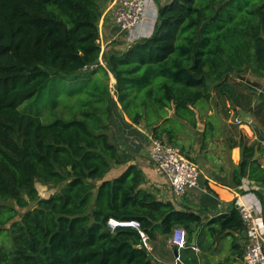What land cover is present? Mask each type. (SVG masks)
I'll return each instance as SVG.
<instances>
[{"label":"trees","instance_id":"16d2710c","mask_svg":"<svg viewBox=\"0 0 264 264\" xmlns=\"http://www.w3.org/2000/svg\"><path fill=\"white\" fill-rule=\"evenodd\" d=\"M102 15L101 0H0V264H156L137 230H112L110 219L138 221L150 241L182 227L187 249L198 228L234 247L246 232L234 206L204 222L143 188L137 165L114 174L111 129L122 112L176 146L215 92L264 135V90L252 105L258 89L242 88L247 74L264 78V0H170L150 37L106 52L104 65ZM204 124L202 150L217 131ZM233 130L222 148L240 149V163L226 165L235 185L264 187L261 142Z\"/></svg>","mask_w":264,"mask_h":264},{"label":"crops","instance_id":"0c3cea01","mask_svg":"<svg viewBox=\"0 0 264 264\" xmlns=\"http://www.w3.org/2000/svg\"><path fill=\"white\" fill-rule=\"evenodd\" d=\"M112 4L113 0H101L103 15L99 24L100 38L104 47H110V50H121L125 46V41L120 36L119 29L114 22ZM258 80L264 85V78H259ZM254 103L255 100H253L252 105H255ZM227 106L230 108V104ZM204 107H207L210 111L214 110L209 104H200L197 109L198 117L205 110ZM225 110H228V108L226 107ZM207 113H205L202 121L199 119V124L201 123L203 127L201 132L204 130V121L207 117H210V121L216 124L217 131L214 138L208 140V147L205 150H202V147L200 148L205 154L200 158L201 177L198 187L189 190L184 195H174L169 184L164 177L158 174L152 163L151 147L153 139L151 133L142 126L132 125L122 112H120L121 118L115 119L116 124L111 129V136L120 150V163L114 166L113 173L119 174L127 166L131 164L137 165L145 176L143 188L152 192L159 200L171 202L178 211L190 210L199 213L204 222H208L215 217L220 218L219 215L224 213L228 215L234 206V201L238 200V198L242 199L241 195L245 191H260L263 195V201L259 199L264 205V187L252 186L248 179H244L242 186L237 187L233 181V173L224 165L222 152L225 150L222 148L220 153L215 151L218 145L223 146V141L234 134L233 129L236 127L241 129L251 142L258 140L257 136L250 130L249 125L238 126L235 123V118L238 114L234 110H230L231 116L229 115V119L230 117L231 119L229 121L225 119L224 122L218 121L213 115L207 116ZM252 118L257 123L254 116ZM201 142L200 138V144ZM261 147L263 150L257 158L260 159V163L264 167V142H261ZM230 159L235 165L240 163L241 152L239 148L232 150ZM219 167H222L223 170L220 171ZM52 193L53 191L40 187L41 197L50 196ZM241 234L238 233L235 236L239 237ZM171 237L172 235L168 237L159 235L155 241H151V253L156 264H223V262L225 264H244V261L242 263L236 253L238 249H241L240 242L237 241V247H234L232 238H224L223 236L220 238L217 236L210 237L206 231L200 228L196 238V246L178 251L171 244ZM224 239H230L231 244L223 246ZM207 244L208 247L206 246Z\"/></svg>","mask_w":264,"mask_h":264},{"label":"built area","instance_id":"2783aa9c","mask_svg":"<svg viewBox=\"0 0 264 264\" xmlns=\"http://www.w3.org/2000/svg\"><path fill=\"white\" fill-rule=\"evenodd\" d=\"M168 1L170 0H159V2L157 0H113L114 22L126 47L152 35L158 19L159 6ZM100 64L104 65L103 61H100ZM235 123L238 126L248 125L238 115ZM151 160L158 174L164 177L171 187L174 195L181 196L198 187L201 177L200 167L178 146L152 140ZM241 197L242 199L238 198L234 201V207L246 225L244 264H264V205L253 191H245ZM108 225L112 230L118 227L137 230L142 238L143 246L149 252L152 251L150 238L138 221L110 219ZM171 244L178 251L187 249L186 230L182 227L176 228L172 233Z\"/></svg>","mask_w":264,"mask_h":264},{"label":"rangeland","instance_id":"374dc122","mask_svg":"<svg viewBox=\"0 0 264 264\" xmlns=\"http://www.w3.org/2000/svg\"><path fill=\"white\" fill-rule=\"evenodd\" d=\"M100 45L102 47V54L100 57L99 61H103L104 63V58H105V54L106 52L110 51V47H104L102 45L101 42V38H100ZM260 77H254L250 74L246 75V81L244 84H242V88L246 89V85H251L254 86V88H256V90L258 88H261L262 90H264V85L259 82L260 80H258ZM112 79V78H111ZM262 79V78H261ZM112 83H115V78L112 79ZM255 84H258V86H256ZM212 88V87H211ZM260 89L257 90L256 93H251L249 95H251L252 99L255 100V105L258 104L260 102V93H259ZM246 93V92H245ZM249 93V92H247ZM213 98L209 101H202L200 104H209L210 106H212L214 108V110L210 111L207 109V107H204L205 110L202 112L201 116L199 117L200 121H202L205 113H207V116H211L213 115L214 117L217 118L218 121L220 122H224V120L226 119V115H230V111L225 110V106L221 103V101L219 99L216 98V94L215 92H213ZM216 103L218 105H216ZM211 112V113H210ZM231 116V115H230ZM231 119V117H230ZM229 119V120H230ZM227 120V119H226ZM227 120V121H229ZM254 121V120H253ZM255 122V121H254ZM232 123H233V119H232ZM255 124L258 126V124L255 122ZM199 128L197 130H194L190 127H187L186 129H184L183 135H182V141L179 144H176V146H178L179 148L182 149V151L185 153V155H187L193 162H195L199 167L201 164L200 158L205 154L204 151H201V144H200V133H201V128L202 124H199ZM250 130L253 131V127L249 126ZM259 128V127H258ZM260 129V128H259ZM261 131V130H260ZM222 146V145H221ZM220 145L217 146L216 148V152L220 153L222 151V147ZM223 154V159H224V165L226 167L228 160L230 158L229 153L225 150L222 152ZM237 241L240 242V247L241 249L237 250V256L240 260H242L243 263V256H244V251H243V246L246 242V233H242L239 237L236 238ZM231 244V240L230 239H224V244L223 246H229ZM208 247V244L206 245ZM240 254V255H239ZM242 254V255H241ZM223 264H225V262H223Z\"/></svg>","mask_w":264,"mask_h":264},{"label":"water","instance_id":"95a60500","mask_svg":"<svg viewBox=\"0 0 264 264\" xmlns=\"http://www.w3.org/2000/svg\"><path fill=\"white\" fill-rule=\"evenodd\" d=\"M237 111H238L239 118L242 121L246 122L249 126H252L253 127V132L257 136L258 140L260 142H264V135L262 134V132L260 131V129L258 128V126L255 124V122L253 121L252 114L250 112L245 111L242 108H237ZM258 155H259V152L256 151L255 158H257ZM219 216H220V218H225L227 216V214L224 213V214H221ZM199 231H200V228H198L193 233V239H192V243H191V246L192 247H195L196 246V238H197V236L199 234Z\"/></svg>","mask_w":264,"mask_h":264}]
</instances>
